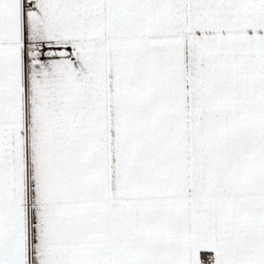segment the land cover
<instances>
[{"label": "snow or ice", "instance_id": "snow-or-ice-1", "mask_svg": "<svg viewBox=\"0 0 264 264\" xmlns=\"http://www.w3.org/2000/svg\"><path fill=\"white\" fill-rule=\"evenodd\" d=\"M0 264H264V0H0Z\"/></svg>", "mask_w": 264, "mask_h": 264}]
</instances>
